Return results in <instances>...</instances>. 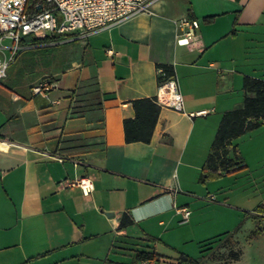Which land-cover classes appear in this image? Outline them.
<instances>
[{"label": "crops", "instance_id": "0c3cea01", "mask_svg": "<svg viewBox=\"0 0 264 264\" xmlns=\"http://www.w3.org/2000/svg\"><path fill=\"white\" fill-rule=\"evenodd\" d=\"M182 18L199 21L189 45L177 41ZM60 44L58 69L43 75L57 80L48 94L0 83V264L121 263L113 252L157 250L180 208L189 223L214 183L230 193L226 177L264 163L263 118L233 140L240 166L200 179L223 114L243 104L244 77L264 79V0H158L86 37L36 46ZM158 64L174 67L183 109L161 106L151 140L126 142L132 101L157 96ZM123 213L133 222L120 228Z\"/></svg>", "mask_w": 264, "mask_h": 264}, {"label": "rangeland", "instance_id": "374dc122", "mask_svg": "<svg viewBox=\"0 0 264 264\" xmlns=\"http://www.w3.org/2000/svg\"><path fill=\"white\" fill-rule=\"evenodd\" d=\"M5 43L10 44V41L5 40ZM61 46H36L19 51L1 82L18 93L26 92L32 84L46 77L43 76L46 72L58 69L62 58ZM249 157L255 158L252 154ZM258 160H252V166L237 172L236 176L224 179L225 191L230 193L220 194L218 184L214 183L212 186L216 188L217 198L193 204L191 221L176 220L175 226L160 236L163 241L153 242L157 251L172 257L182 251L197 258L202 254V241L230 231L234 232L233 235L223 240L204 264H264V218L247 210L256 208L264 199V180L258 178L255 181L259 173L264 171L263 161ZM251 173L254 177H250ZM235 203L240 206H234ZM169 239L170 244L164 243ZM233 252H239V259H233ZM112 255L111 259L121 263L133 260L131 252L117 251Z\"/></svg>", "mask_w": 264, "mask_h": 264}, {"label": "built area", "instance_id": "2783aa9c", "mask_svg": "<svg viewBox=\"0 0 264 264\" xmlns=\"http://www.w3.org/2000/svg\"><path fill=\"white\" fill-rule=\"evenodd\" d=\"M156 1L0 0V83L19 51L36 45L64 43L86 37L135 14L150 11ZM40 4L42 8H39ZM177 23L180 27H187L177 38L179 44L189 45L197 39L198 20L182 18ZM33 39L38 40L33 42ZM5 40H9L10 44H6ZM158 74H165L162 67H159ZM56 86L57 80L46 76L35 83L31 90L33 94L46 95ZM156 100L161 106L183 109V96L176 76L159 83ZM201 113L206 114L207 111ZM78 182L85 193L93 188L90 179L81 178ZM179 211L183 215L181 222H187L190 210L182 207Z\"/></svg>", "mask_w": 264, "mask_h": 264}, {"label": "trees", "instance_id": "16d2710c", "mask_svg": "<svg viewBox=\"0 0 264 264\" xmlns=\"http://www.w3.org/2000/svg\"><path fill=\"white\" fill-rule=\"evenodd\" d=\"M47 5V4H45ZM214 15L206 16L204 21H212ZM38 39H33L36 42ZM165 74H158V81L162 83L166 78L176 76L174 67L170 64H158ZM243 89L245 96L242 106L225 112L221 118L210 152L202 169L200 179L206 181L235 169L243 163L237 144L233 140L249 130L259 127L264 118V79L246 75ZM252 93V94H250ZM135 115L124 119V132L126 142H149L152 138L161 105L156 97H141L133 101ZM253 215L264 218V203L259 204ZM249 216L251 214H248ZM247 215V216H248ZM133 222L132 218L123 213L119 227L125 228ZM263 232V231H260ZM234 232H224L202 241L200 257H192L179 251L177 256H168L151 248H133V260L128 263H114L107 260L104 264H204L210 253L225 239L230 238ZM239 252H233V259H239Z\"/></svg>", "mask_w": 264, "mask_h": 264}, {"label": "water", "instance_id": "95a60500", "mask_svg": "<svg viewBox=\"0 0 264 264\" xmlns=\"http://www.w3.org/2000/svg\"><path fill=\"white\" fill-rule=\"evenodd\" d=\"M42 7H43V5H42V4H40V5H39V8H42Z\"/></svg>", "mask_w": 264, "mask_h": 264}]
</instances>
